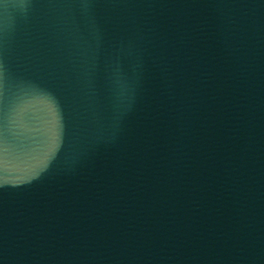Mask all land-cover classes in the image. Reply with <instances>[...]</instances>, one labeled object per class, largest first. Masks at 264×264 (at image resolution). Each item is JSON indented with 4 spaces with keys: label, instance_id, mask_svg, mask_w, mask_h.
<instances>
[{
    "label": "water",
    "instance_id": "water-1",
    "mask_svg": "<svg viewBox=\"0 0 264 264\" xmlns=\"http://www.w3.org/2000/svg\"><path fill=\"white\" fill-rule=\"evenodd\" d=\"M0 264H264V0H0Z\"/></svg>",
    "mask_w": 264,
    "mask_h": 264
}]
</instances>
